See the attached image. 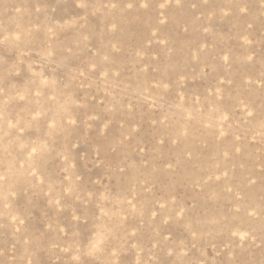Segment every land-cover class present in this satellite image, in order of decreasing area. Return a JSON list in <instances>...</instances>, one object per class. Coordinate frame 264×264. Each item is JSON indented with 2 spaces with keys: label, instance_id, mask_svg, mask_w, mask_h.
I'll return each instance as SVG.
<instances>
[{
  "label": "rangeland",
  "instance_id": "rangeland-1",
  "mask_svg": "<svg viewBox=\"0 0 264 264\" xmlns=\"http://www.w3.org/2000/svg\"><path fill=\"white\" fill-rule=\"evenodd\" d=\"M0 264H264V0H0Z\"/></svg>",
  "mask_w": 264,
  "mask_h": 264
},
{
  "label": "snow or ice",
  "instance_id": "snow-or-ice-1",
  "mask_svg": "<svg viewBox=\"0 0 264 264\" xmlns=\"http://www.w3.org/2000/svg\"><path fill=\"white\" fill-rule=\"evenodd\" d=\"M101 243H103V239H102V237L99 236V234H98L97 239L94 240V241L91 243V245H90V252H89V254H91L92 252H95V251L99 250V245H100Z\"/></svg>",
  "mask_w": 264,
  "mask_h": 264
}]
</instances>
